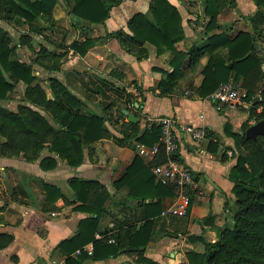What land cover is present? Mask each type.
<instances>
[{
	"label": "crops",
	"instance_id": "crops-1",
	"mask_svg": "<svg viewBox=\"0 0 264 264\" xmlns=\"http://www.w3.org/2000/svg\"><path fill=\"white\" fill-rule=\"evenodd\" d=\"M167 1L177 8L182 18L184 38L175 47L183 53L191 51L173 79L169 78L174 70L170 51L158 52L150 44L139 47L130 39L129 20L136 13L149 14L152 0H121L103 24L90 26L72 19L64 3L57 0L51 17L42 14L35 22L40 31L29 33V45L19 42L20 37L28 33L22 19L9 22L0 18V29L9 36L10 46L16 47L15 56L31 67L35 77L33 84H39L46 97L52 99L49 78L58 80L82 102L80 114L104 119L102 130L106 134L83 146L79 166H70L65 159L50 152V144H45L32 161L26 160L23 153L12 157L0 155V235L10 238L7 245L0 247V264H129L134 260V255L124 253V248L114 255L106 256L103 252L94 258L87 252L90 244L94 246L92 241L77 239L83 243L78 249H73L70 241L77 237L83 220L88 217L98 220L93 238L98 242L103 240L96 238L98 233L111 236L139 224V202L129 199V206H125L122 199L129 186L116 189L113 182L125 175L136 157L143 159L142 169L153 157L145 158L138 153L135 138L124 140L126 145L115 143L114 138L123 139L121 125L128 121L122 110L136 116L137 122L132 124L137 125L139 131L145 129L147 117H168L176 126L203 127L207 135L215 139L214 142L208 139L194 142L188 137L179 140L177 157L190 168L199 192L193 194L185 217H163L160 213L155 237L145 248L144 255L159 264H185V252L204 251L199 238L215 242L218 232L231 224L229 208L233 205V184L227 174L237 159L233 135L243 133L245 122L250 126L255 121L246 112H216L210 95L202 98L195 89L204 78L202 71L212 52L208 48L213 50L219 64L228 66L227 48L221 42L232 40L237 34L254 39L253 50L260 64L248 76L237 78L236 83L244 90L260 92L263 89L264 29L251 20L258 10L264 11V0H260L259 6L255 0H217L220 13L211 31H206L210 20L205 14L206 0ZM86 39L96 42L83 54L75 51L72 44ZM193 50L196 53L192 54ZM39 52V60L35 61ZM50 65L57 70L50 71ZM232 79L231 76L229 80ZM135 85L142 90L144 98L131 104L128 95H137ZM26 88V84L18 81L13 91L0 99V106L16 112ZM136 104L140 107L136 108ZM39 112L54 129L59 128L48 113L42 109ZM131 131L133 128L124 130ZM48 157L56 161L52 169L42 167V160ZM74 178L95 184L92 191L81 195L86 202L78 200L70 186ZM45 185L55 186L62 197L48 204ZM99 186L104 187L110 198L104 201L103 211L97 217L89 206ZM160 203L163 210L173 204V198L163 197Z\"/></svg>",
	"mask_w": 264,
	"mask_h": 264
},
{
	"label": "trees",
	"instance_id": "trees-1",
	"mask_svg": "<svg viewBox=\"0 0 264 264\" xmlns=\"http://www.w3.org/2000/svg\"><path fill=\"white\" fill-rule=\"evenodd\" d=\"M0 0V18L12 22L20 20L27 25V34L20 37L21 45H29V33L38 32L40 29L35 24L43 14L51 17V11L57 0ZM68 14L77 22H86L88 26L103 24L109 17L111 9L118 5L121 0H61ZM258 6L260 0H255ZM220 13L217 0H206L205 14L210 17L206 31H211ZM256 17L251 21L257 27L264 29V11L258 10ZM131 33V41L139 47L145 44L153 45L157 51L167 50L171 52L170 64L174 66L169 78L173 79L179 73L186 53L180 52L175 45L184 38L182 18L177 8L167 0H152L149 14L136 13L128 22ZM118 36L119 33H118ZM10 38L7 33L0 29V99H5L13 91L18 81L26 84L24 100L17 107L16 112H11L0 106V155L12 157L23 153L26 160H34L39 152L50 144L49 151L56 153L61 159H65L70 166H79L83 160V146L98 141L106 135L102 130L104 119L96 115H82L79 113L82 102L71 94L58 80L49 78V89L52 99L46 97L39 84H33L35 77L29 65L15 56V46H10ZM96 41L86 39L78 44L73 43L75 51L83 54ZM226 46L230 64H219L214 57L213 50L209 54V60L202 74L203 81L196 93L200 97H207L214 93L217 87L224 82L236 79L240 76H248L260 64V58L253 50L254 39L246 34H237L232 40L221 42ZM210 46V45H209ZM220 46V44H218ZM211 47V46H210ZM205 48L200 50L203 52ZM215 49V48H214ZM141 51H144L142 49ZM196 53L194 50L192 52ZM40 52L35 61L39 60ZM147 55V52L143 53ZM50 56V55H49ZM194 58H197L194 55ZM51 60V57H48ZM50 71H56L57 67L50 65ZM176 73V74H174ZM137 95L129 93L131 104L144 98L142 90L135 85ZM250 97L260 93L262 96V110L259 113L252 111L248 117L255 122L264 119V87L260 92L246 90ZM139 103V102H138ZM33 106V107H32ZM140 107V106H139ZM38 108V110L34 109ZM42 109L59 125L54 129L41 115ZM137 125L128 121L123 122V139L114 138L117 145H126L128 140H135L138 144L151 147L158 143L160 129L152 128L139 131ZM133 128V131L124 130ZM248 128V122L242 126V134H234L237 149L236 164L228 171L227 178L232 182L231 195L233 205L229 208L231 224L220 230L215 242H207L199 238L204 245L202 253L194 251L185 252V264H264V137H258L256 141L248 140L244 136V130ZM214 150V149H212ZM176 158L177 157L176 154ZM166 155L162 146L152 158L149 165L141 168L143 159L136 157L125 175L113 187L119 189L129 186L126 196L123 197L125 206H129V199L139 202L141 214L137 218V227L128 226L114 235H109L101 241H95L94 233L97 227V218L88 217L82 222V229L77 237L72 238L73 249L82 247L77 239L92 241V257L106 252V256L114 255L124 248V253L134 255V260L129 264H159L146 257L144 250L149 242L155 237V228L158 224L161 203L166 196H173L172 186L163 185L156 181L149 168L163 164ZM56 161L52 158H44V169L54 168ZM141 171V172H139ZM77 199L86 202L81 195L88 194L96 186L93 182H86L74 178L70 182ZM99 191L89 210L99 217L102 213L104 201L110 198L103 186ZM48 204L62 197L61 192L52 185L44 186ZM101 192L102 194H100ZM154 199L156 201H154ZM113 200V198H111ZM148 200V202H146ZM0 235V239L6 240L0 247L7 245L10 238ZM112 238L113 244L107 241ZM78 243V244H77ZM100 250V251H99ZM81 253L84 254V252ZM81 258H84L82 256ZM69 261V260H68ZM78 264V263H77Z\"/></svg>",
	"mask_w": 264,
	"mask_h": 264
},
{
	"label": "built area",
	"instance_id": "built-area-1",
	"mask_svg": "<svg viewBox=\"0 0 264 264\" xmlns=\"http://www.w3.org/2000/svg\"><path fill=\"white\" fill-rule=\"evenodd\" d=\"M216 112H246L252 111L259 113L262 110V96L260 93L250 97L248 92L242 89L236 82L229 80L221 83L217 89L210 95ZM160 129L158 143L151 147L144 144H138V153L145 158L154 157L159 147L162 146L166 155V161L163 164L153 166L151 171L157 182L163 185L172 186L173 204L162 210L163 217H185L188 214L192 203L193 194L199 192V186L188 166L176 158L179 140L182 137H188L194 142L203 140L215 141L213 136L207 135L205 128L181 124L176 126L175 122L168 117H147L145 119V129L151 131L152 128ZM107 235L96 234V238L103 239ZM112 243L114 240H107ZM93 246L90 244L87 248L89 254L92 253Z\"/></svg>",
	"mask_w": 264,
	"mask_h": 264
},
{
	"label": "water",
	"instance_id": "water-1",
	"mask_svg": "<svg viewBox=\"0 0 264 264\" xmlns=\"http://www.w3.org/2000/svg\"><path fill=\"white\" fill-rule=\"evenodd\" d=\"M135 107L139 108L138 104H136ZM122 114L126 116L128 122L130 123L137 122L136 116L130 113L129 111L122 110ZM258 137H264V119L253 123L252 125L248 126V128H246L245 130L246 139L256 141Z\"/></svg>",
	"mask_w": 264,
	"mask_h": 264
}]
</instances>
